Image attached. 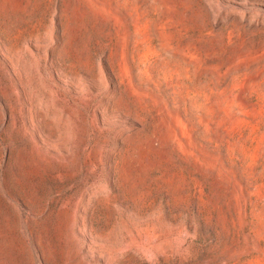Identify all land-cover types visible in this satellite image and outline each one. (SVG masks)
<instances>
[{"label":"rangeland","instance_id":"obj_1","mask_svg":"<svg viewBox=\"0 0 264 264\" xmlns=\"http://www.w3.org/2000/svg\"><path fill=\"white\" fill-rule=\"evenodd\" d=\"M0 264H264V0H0Z\"/></svg>","mask_w":264,"mask_h":264}]
</instances>
